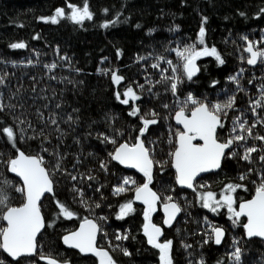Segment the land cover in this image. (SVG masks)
<instances>
[{
  "label": "trees",
  "instance_id": "trees-1",
  "mask_svg": "<svg viewBox=\"0 0 264 264\" xmlns=\"http://www.w3.org/2000/svg\"><path fill=\"white\" fill-rule=\"evenodd\" d=\"M69 3L79 7L84 0H0V103L5 105L0 110V128L12 126L17 132L15 147L0 133V186L12 206L24 202L23 194L16 191L23 184L10 173L7 163L17 155V149L42 155L54 181V194L47 195L41 203L46 227L38 238L37 254L11 261L0 249V261L46 264L38 256L45 255L58 259L60 264H99L97 256H83L62 244L63 235L88 217L99 223V245L110 252L116 264H161L159 250L147 242L143 231L146 206L135 199V187L147 180L144 174L126 169L109 155L120 143H135L142 127L140 115L152 118L147 114L154 111L158 123L150 125L142 137L154 162H159L154 164L151 184L161 200L170 195L182 204L180 217L165 235L173 236V264H200L201 260L204 264H235L230 259L234 247L242 250L240 264H264V239L247 237L244 217L234 224L226 208L214 213L190 193L181 192L185 190L175 183L169 156L176 146L175 133L181 130L174 122V114L189 93L210 105L235 96L234 108L227 110V116L221 113L222 135L230 138L243 134L246 139L231 146L209 187L219 199L225 182L241 181L244 187L233 194L237 206L252 197L264 173V161L260 160L264 141L255 139L264 136V124L257 122L264 120V106L252 111L254 102L264 96V60L259 58L254 65L247 63L249 53L243 37L260 41L254 43V48L264 50V0H87L93 18L82 24L68 18ZM60 7L65 8V16L58 18V23L41 20L55 15ZM105 23L109 26L103 27ZM201 26L206 30L205 43L215 46L225 62L221 65L214 57H201L199 74L188 80L174 50L196 42ZM21 42L25 48L10 47ZM160 56L178 66L175 75L183 82L178 84L175 95L168 84L157 83L162 75H174L171 66L158 61ZM156 63L159 68L152 67ZM162 69L168 71L162 73ZM108 70H116L124 80L115 84ZM232 76H237L238 83L229 79ZM138 85H144L143 89ZM128 86L140 99L124 105L115 93H123ZM133 107L140 108V115L129 114ZM192 107L188 105L189 110ZM237 116L247 121L246 127L255 124L251 137L239 129L232 132ZM101 134L115 138L117 143L105 141ZM253 146L258 150L251 154L250 161L242 159L245 148ZM57 163L59 169L55 168ZM101 163L106 164V170ZM241 175L247 178L240 180ZM126 177L136 184L114 195L113 188ZM74 189L83 192V200L91 208L81 203ZM57 201L76 215L64 217ZM128 201L133 202L134 211L118 219L119 206ZM161 215L162 212L154 222L163 223ZM205 218L213 225L234 226V235L241 229L242 238L237 241L234 236L232 242L221 246H215L213 240L204 243L210 233ZM4 226L0 219V227ZM117 234L127 235L128 239L117 241Z\"/></svg>",
  "mask_w": 264,
  "mask_h": 264
},
{
  "label": "snow or ice",
  "instance_id": "snow-or-ice-1",
  "mask_svg": "<svg viewBox=\"0 0 264 264\" xmlns=\"http://www.w3.org/2000/svg\"><path fill=\"white\" fill-rule=\"evenodd\" d=\"M67 7L71 10L68 18L77 24H82L85 19L91 20L93 18V13L89 9L87 0H84L82 6L78 7L75 4L69 3ZM64 16L65 8L60 7L55 10V15L51 17H41V20L58 23V18H63ZM203 19L206 22L207 18L205 17ZM115 22L116 21H111L110 23ZM108 26V23L103 25V27ZM137 27H139V25H137ZM205 33V28L201 26L196 42L184 45L182 48L178 47L174 50L181 61L179 67L183 69V73L188 80H191L192 77L200 71L196 61L201 57H214L221 65L225 62L215 46L209 47L205 43ZM243 39L247 41L245 51L250 54L247 63L254 65L257 63L258 58L264 60V50H254V43L259 44L260 41H249L246 36L243 37ZM10 47L13 49H22L25 48L26 45L21 42L13 43ZM137 59L143 60L145 57H137ZM158 61H165L171 66L174 75H162L161 80L157 81V83L168 84L169 89L173 95H175L178 84L183 82L180 76L175 75L178 66L173 64L171 60H165L163 56L158 57ZM51 67L55 68L56 65L53 64ZM152 67L159 68L160 64H153ZM108 71L111 72V79L115 84L118 85L124 80V77L118 75L116 70ZM161 71L162 73H166L168 69H162ZM242 71L241 69V72ZM229 79L238 83L237 76H232ZM0 83H3V77H0ZM149 83L151 84V81H149ZM138 87L143 89L144 85H138ZM115 95L117 100L124 105H128L130 101L140 99L132 86H128L123 93L117 91ZM121 96L124 98L121 99ZM235 99V96H232L224 102H216L210 105L208 102L195 99L189 93L184 101L180 103L179 109L175 112L174 119L178 124L183 126V130L176 131V147L174 151L169 153L172 166L176 171V182L179 185L187 186L195 191L196 187L194 186V181L196 177L203 172L219 169L221 167V161L225 158V150L229 149L234 143L246 139V136L243 134L233 135L223 142L217 138V129L224 126L221 113L227 116V110L234 108ZM261 100H264V96L261 97ZM261 100H256L254 102L252 106L253 112H255L256 107L264 106L261 104ZM189 104L193 106L190 110L188 108ZM4 107L5 105L0 103V110H3ZM164 107L167 108L168 105H164ZM129 114L132 116L140 115V108L133 107ZM147 116L152 118L140 115L142 127L139 129L136 142L131 144L128 142L120 143L115 148L114 152L109 155L113 160L121 164L138 169L147 178L145 183L135 187V199L147 205V209L144 212L146 223L143 226V231L147 237V242L159 250L161 264H173V241L166 240L161 242L160 237L162 235V229L152 223L151 216L156 210V204L158 202L162 203L163 210L166 214L164 224L170 226L176 215L181 211V208L173 201L172 196L169 195L161 200V197L149 187L153 179L152 170L154 164H158L159 162H154L150 147L145 146L142 137L145 132H147L149 126L158 123V120L155 118L156 113L154 111L148 113ZM69 119H71V117H69ZM257 122L264 124V120L258 119ZM21 123H23V121H21ZM52 123L55 124L56 121L52 120ZM246 124V120H241V117L237 116L233 120L232 132L236 133L239 129L241 133H246L248 137H251L252 129L255 127V124L250 127H246ZM0 133L4 134L7 140L15 147L17 132L12 126L0 128ZM22 133L23 129L20 130L21 138ZM101 135H103L105 141L114 145L117 143L115 138H111L104 134ZM255 139L264 141V136H256ZM169 143H172L171 139ZM257 150L258 149L254 146L245 148L242 159L250 161L251 154ZM231 155L234 156L236 153L232 152ZM260 160L264 161V155L260 156ZM7 163L10 171L18 174L23 180V187L17 188L16 191L23 194L24 202L19 206H12L9 203L10 198L8 194L5 192L4 188L0 186V219L6 221V226L0 227V249L13 259H19L23 256H30L37 250L36 237L45 226L44 217L40 208V200L45 192L52 193L53 180L49 170L43 166L44 158L42 155H29L17 149L15 158L8 160ZM55 168H60L59 163L55 165ZM101 168L106 170V164L101 163ZM239 178L240 180H244L247 176L241 175ZM72 179L75 180L76 177L73 176ZM88 179H93V177L89 176ZM2 183L8 184L7 181H3ZM135 184V180L126 177L122 180L121 184L113 188V194L120 195L129 190L126 187L127 185ZM198 187L203 189L208 186L201 184ZM242 187L244 186L241 184L229 183L225 185L219 199H217V194L213 191L198 192L197 195L198 199L202 202V206L214 213L218 212L221 208H226L230 218H233L234 224L239 223L241 217H246L247 222L243 227L246 230L247 237L264 238V173L259 176V183L255 186L254 196L249 200L239 203L237 206L236 198L233 194L238 188ZM74 191H78L81 197V203L85 207L91 208L87 201L83 200V192L75 189ZM57 205L60 213L64 217L70 219L76 215V213L70 210L65 204L57 201ZM95 207L98 208L100 205L96 204ZM133 211L132 201L121 204L119 206L117 218L123 219ZM100 219L106 218L100 217ZM205 223L210 228V233L207 234V239L204 243L213 240L215 244H221L225 235L224 229L218 225L211 224L207 221V218H205ZM100 231V226L96 223L95 219L84 217L79 229L65 235L63 241L65 244L77 248L83 253H93L99 258V264H116V261L107 249L97 247L96 238ZM115 239L117 241L122 239L126 240L128 237L127 235L117 234ZM233 243L235 245L237 242L234 241ZM116 247L118 248L119 245ZM184 247L189 248L191 245H184ZM121 251H123L125 255H131L127 249H121ZM241 251L239 247H234V251L231 252L230 259L234 261L235 264H240ZM40 258L47 259L48 264H60L58 259L50 256H41ZM0 264H3V262L0 261ZM65 264H67V262H65ZM200 264H204L203 260L200 261ZM219 264H223V262L221 261Z\"/></svg>",
  "mask_w": 264,
  "mask_h": 264
},
{
  "label": "flooded vegetation",
  "instance_id": "flooded-vegetation-1",
  "mask_svg": "<svg viewBox=\"0 0 264 264\" xmlns=\"http://www.w3.org/2000/svg\"><path fill=\"white\" fill-rule=\"evenodd\" d=\"M221 119H222V122H223V125H224V120H223V118L221 117ZM179 126V125H178ZM180 127V126H179ZM180 129L182 130V128L180 127ZM223 127L222 128H218V130H217V138L221 141V142H223V141H225V140H227L228 138L227 137H225V136H223L222 135V133H223ZM176 147V146H175ZM231 148V147H230ZM230 148H229V150H230ZM175 149V148H174ZM229 150L225 153V157H226V155H227V153L229 152ZM224 160H225V158L222 160V162H221V167L219 168V169H217V170H215V171H211V172H209V173H206V174H204V175H202V176H200V177H198V178H196V180L194 181V186L196 187V190L194 191L193 189H191V190H185V191H181V192H188V193H190V195H191V197L192 198H194V199H198V195H197V193L198 192H205V191H212L211 189H210V187H209V185H210V182H211V180L212 179H215L216 178V172L218 171V170H220L223 166V162H224ZM173 167V166H172ZM173 170H174V174H175V183H176V185H177V182H176V171H175V169L173 168ZM143 174V173H142ZM152 175H153V177H154V174L152 173ZM144 179H146L147 180V178L145 177ZM201 184H204V185H207L208 187H206V188H203V189H201V188H199L198 186L199 185H201ZM237 184H241V181H239V182H237ZM225 185H226V182H225V184L223 185V187H225ZM151 186H152V184H151ZM153 187V186H152ZM177 187H178V185H177ZM154 188V187H153ZM155 189V188H154ZM237 190H239V191H241L242 190V188H238ZM236 190V191H237ZM155 191H156V193L158 194V191L155 189ZM254 194V193H253ZM159 195V194H158ZM253 196V195H252ZM174 200H176V199H174ZM179 202V201H178ZM161 204L162 203H160V204H156L157 205V208H156V211H155V213L153 214V219L156 221V219H155V217L156 216H159L160 215V209H161ZM239 204V203H238ZM180 205H181V202H180ZM144 206H146V205H144ZM146 209H147V206H146ZM159 212V213H158ZM158 213V214H157ZM161 217H162V221L164 220V216H162L161 215ZM157 222V221H156ZM155 222V223H156ZM159 225H161V226H163V233H162V235H161V237H160V240H161V242H163V241H166V240H172L173 241V236H167V237H165V235L167 234L166 232H168L169 231V227H164V225H163V223H160ZM218 226H222L224 229H225V232H226V235H225V240H224V245H225V243L227 242V241H231L232 242V240H233V237L234 236H237V241L238 240H240L241 238H242V232H241V229H238L237 230V233L234 235V234H232V232L231 231H233V228H234V226H227V225H218ZM203 228L205 227V226H202ZM98 245H99V242H98ZM223 250H224V248H223ZM24 258H32V257H22V258H19L18 260H23ZM7 259L8 260H11V261H18V260H13V259H11V258H9V257H7ZM172 259H173V256H172ZM43 261H44V259H43ZM217 263H219V261H217Z\"/></svg>",
  "mask_w": 264,
  "mask_h": 264
},
{
  "label": "water",
  "instance_id": "water-1",
  "mask_svg": "<svg viewBox=\"0 0 264 264\" xmlns=\"http://www.w3.org/2000/svg\"><path fill=\"white\" fill-rule=\"evenodd\" d=\"M254 50H257L256 48H254ZM249 58H250V54H249ZM259 61V58L257 59V62ZM196 64H197V66L199 67V69H200V64H199V59L196 61ZM200 72V71H199ZM199 72H197L193 77H195L196 75H198L199 74ZM175 115V114H174ZM174 122L177 124V125H179L181 128H182V130H183V126L182 125H180V124H178L176 121H175V119H174ZM218 130V129H217ZM197 142H199V141H197ZM124 143V142H123ZM229 149H226L225 150V153L228 151ZM20 151H23V150H20ZM25 152V151H24ZM26 153V152H25ZM26 154H29V153H26ZM29 155H36V154H29ZM15 158V157H14ZM222 162V161H221ZM124 167H126L127 169H133V170H136V171H138V172H140L138 169H136V168H133V167H130V166H128V165H125V164H122ZM46 169H47V167L45 166V165H43ZM215 170H217V169H215ZM215 170H210V171H207V172H203V173H201L200 175H198L196 178H198V177H200V176H202V175H204V174H206V173H209V172H211V171H215ZM9 171H10V168H9ZM10 173L12 174V175H14V176H16V177H18L20 180H21V182H22V184H23V180H22V178L18 175V174H16V173H13V172H11L10 171ZM53 180V179H52ZM196 180V179H195ZM179 185V184H178ZM180 187H183V188H188L187 186H181V185H179ZM149 187L153 190V191H155V189L151 186V184L149 185ZM189 189H192V188H189ZM156 192V191H155ZM54 194V181H53V191H52V193H48V192H45L44 193V195L41 197V200H40V208H41V203H42V201H43V199L47 196V195H53ZM254 194H255V192H254ZM254 194H253V196H254ZM252 196V197H253ZM251 197V198H252ZM251 198H249V199H251ZM249 199H246V200H249ZM137 202H140V203H143L142 201H140V200H136ZM173 201L175 202V203H177L179 206H180V208H181V205H180V203L177 201V200H174L173 199ZM243 201H245V200H242L241 202H243ZM240 202V203H241ZM144 204V203H143ZM157 204H159V202L157 203ZM145 205V204H144ZM239 205V204H238ZM19 206V205H18ZM161 209L163 210V204H161ZM41 212H42V215H43V217H44V221H45V216H44V213H43V211H42V209H41ZM163 212H164V210H163ZM180 213H181V211L176 215V217H175V219L176 218H178L179 217V215H180ZM164 214H165V212H164ZM89 219H94V218H89ZM166 219V214H165V217H164V220ZM175 219L172 221V223L175 221ZM5 222V224H6V221H4ZM83 221H81L80 222V224L82 223ZM246 222H247V220H246ZM245 222V223H246ZM96 223L98 224V222L96 221ZM152 223L153 224H156L157 226H159V227H161V229H162V233H163V228H162V226L161 225H159V224H157V223H155L154 221H152ZM80 224L78 225V227L75 229V230H72V231H70V232H68V233H66L65 235H68L69 233H71V232H73V231H77L78 229H79V227H80ZM99 225V224H98ZM45 226H46V221H45ZM45 226H44V228H45ZM220 227H222V226H220ZM44 228H42L41 229V231H40V233H38V235H37V237H36V242H37V249H38V238H39V235L42 233V231L44 230ZM223 228V227H222ZM224 229V228H223ZM224 232H225V229H224ZM64 235V236H65ZM225 235H226V232H225ZM225 235H224V237H223V239H222V241L224 240V238H225ZM260 238V237H259ZM261 239H264V238H261ZM222 243V242H221ZM96 244H97V247H100L99 245H98V241H97V238H96ZM67 247H70V248H74V247H71V246H69V245H67V244H65ZM75 249H77V248H75ZM79 250V249H78ZM83 253V252H82ZM37 254V250H36V252L34 253V254H32V255H30V257L31 256H34V255H36ZM84 254H93V253H84ZM47 260V259H46ZM48 261V260H47Z\"/></svg>",
  "mask_w": 264,
  "mask_h": 264
},
{
  "label": "bare ground",
  "instance_id": "bare-ground-1",
  "mask_svg": "<svg viewBox=\"0 0 264 264\" xmlns=\"http://www.w3.org/2000/svg\"><path fill=\"white\" fill-rule=\"evenodd\" d=\"M121 164V163H120ZM122 165V164H121ZM123 166V165H122ZM124 167V166H123ZM126 168V167H125ZM174 168V167H173ZM127 169V168H126ZM128 170H133V169H128ZM133 171H135L136 173H138V174H142V172H138V171H136V170H133ZM177 185H178V183H177ZM178 188H180L181 190H191V189H189V188H183V187H180L179 185H178ZM137 203H140V202H137ZM140 204H143V203H140ZM144 205V204H143ZM147 206V205H146ZM161 210V212H162V214H163V216L165 217V214H164V212H163V210L162 209H160ZM180 215H181V213H180ZM180 215H179V217H180ZM178 217V218H179ZM178 218H176L175 219V221L173 222V223H171V225L169 226V225H165L164 224V220H163V225H164V227H172L175 223H176V221L178 220ZM245 218V221H246V217H244ZM96 220V219H95ZM97 221V220H96ZM99 224V223H98ZM6 225V224H5ZM100 226V225H99ZM46 227V226H45ZM162 228H163V226H162ZM100 229H101V227H100ZM44 230H45V228H44ZM43 230V231H44ZM75 230V229H74ZM42 231V232H43ZM68 233V232H67ZM42 234V233H41ZM40 234V235H41ZM99 234H100V232L97 234V241L99 242ZM39 235V236H40ZM65 235V234H64ZM64 235H63V237H64ZM63 237H62V244L64 245V247H66V248H69V249H73V250H75V251H78L79 253H81L83 256H95L94 254H84V253H82L80 250H78V249H75V248H70V247H67L66 245H65V243H64V241H63ZM224 240H225V238H224ZM224 240L222 241V243L221 244H219V245H217V244H215V246H221L222 244H223V242H224ZM100 246V245H99ZM101 247V246H100ZM3 251V250H2ZM4 252V251H3ZM5 253V252H4ZM5 255L7 256V257H9V258H11V259H13L12 257H10L7 253H5ZM23 257H30V256H23ZM32 257V256H31ZM49 257V256H48ZM20 258H22V257H20ZM53 258V257H52ZM13 260H18V259H13ZM44 262L46 263V264H48V261L46 260V259H44Z\"/></svg>",
  "mask_w": 264,
  "mask_h": 264
},
{
  "label": "rangeland",
  "instance_id": "rangeland-1",
  "mask_svg": "<svg viewBox=\"0 0 264 264\" xmlns=\"http://www.w3.org/2000/svg\"><path fill=\"white\" fill-rule=\"evenodd\" d=\"M199 62H200V59H199ZM199 64H200V63H199ZM144 183H145V182H144ZM142 184H143V183H142ZM142 184H141V185H142ZM179 203H180V202H179ZM16 206H18V205H16ZM156 208H157V205H156ZM181 208H182V204H181ZM155 211H156V210H155ZM155 211L152 213V216H151V220H152V221H154V219H153V218H154V217H153V214L155 213ZM181 213H182V212H181ZM145 223H146V221H145ZM145 223H144V224H145ZM38 256H39V258H40L41 256H45V255H38ZM45 257H48V256H45ZM40 259H41V258H40Z\"/></svg>",
  "mask_w": 264,
  "mask_h": 264
}]
</instances>
